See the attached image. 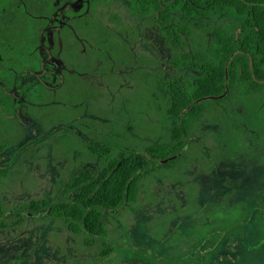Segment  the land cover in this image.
<instances>
[{
	"label": "rangeland",
	"instance_id": "374dc122",
	"mask_svg": "<svg viewBox=\"0 0 264 264\" xmlns=\"http://www.w3.org/2000/svg\"><path fill=\"white\" fill-rule=\"evenodd\" d=\"M55 1L11 0L6 8L14 11L20 2L25 14L38 16L40 32L49 24L44 16L60 6ZM155 13L141 14L131 0H98L88 11L86 19L94 26L77 31L87 46L80 58L106 39L116 47L111 51L116 63L94 76L91 103L76 100L83 88L77 83H65L61 91L46 84L55 91L43 105L51 117L37 122L36 130L18 129L40 139L0 153L5 170L0 198L8 224L27 201L55 199L73 171L99 165L80 136L63 128H80L92 146L145 148L163 141L169 118L157 76L197 75L172 56L207 46L212 28L229 25L234 16L212 13L202 26L191 23V34H183V44L174 49ZM25 26L22 14L9 36L22 38ZM137 186L133 202L103 212L106 240L113 246L107 256L99 255V241L85 246L83 233L70 232L58 219L28 213L20 225L0 228V264H264V94L238 93L229 105L212 104L195 124L183 160L167 166L157 162Z\"/></svg>",
	"mask_w": 264,
	"mask_h": 264
},
{
	"label": "trees",
	"instance_id": "16d2710c",
	"mask_svg": "<svg viewBox=\"0 0 264 264\" xmlns=\"http://www.w3.org/2000/svg\"><path fill=\"white\" fill-rule=\"evenodd\" d=\"M131 1L141 14L156 11L154 19L174 49L183 44V34H191V23L202 26L210 14L225 11H230L234 19L229 25L214 26L213 41L207 46L172 56L181 68L198 73L193 78L157 76L156 83L165 94L164 113L169 118L162 127L163 141L145 148L124 144L86 146L98 156L97 168L73 171L55 199L27 201L13 214L10 224L4 220L0 198V228L20 225L28 213L52 217L70 232L83 233L85 246L99 241V255L107 256L113 246L106 240L103 212L133 202L141 177L154 171L157 162L167 166L171 161L183 160L195 124L212 104L229 105L238 93L264 94V0ZM2 139L0 135V153L14 145ZM4 172L0 169V174Z\"/></svg>",
	"mask_w": 264,
	"mask_h": 264
},
{
	"label": "flooded vegetation",
	"instance_id": "af4514ba",
	"mask_svg": "<svg viewBox=\"0 0 264 264\" xmlns=\"http://www.w3.org/2000/svg\"><path fill=\"white\" fill-rule=\"evenodd\" d=\"M9 1L0 0V128L5 132V135H0L4 142L31 144L40 138L37 135L24 136L18 129L21 132L25 128L36 130L37 122L44 116L51 117L43 105L47 104L53 92L62 90L63 87H60L63 84L74 82L81 85L83 88L76 92V100L83 102L88 98L89 103L94 102L93 85L90 86V83H93L94 76H101L105 69L112 70L117 57L116 54L112 56L111 51L116 47L102 39L94 43L93 50L85 58H80L87 46L76 36L77 31L94 24L86 16L98 0H64L61 4L60 0H56L55 5L60 6L55 8L50 17L44 16V21L49 24L43 26L40 32L35 25L38 16L31 12L25 14L20 2L14 11L7 10ZM22 14L26 17L24 36H9ZM80 46L82 52H78ZM21 76H29V79L23 80ZM46 84L55 86V91ZM33 90L36 91V97H32ZM90 90L92 94H89ZM84 105L81 106L84 108ZM78 129L70 125L63 131L68 135L80 136L78 139L83 140L88 148L92 146L89 137Z\"/></svg>",
	"mask_w": 264,
	"mask_h": 264
},
{
	"label": "water",
	"instance_id": "95a60500",
	"mask_svg": "<svg viewBox=\"0 0 264 264\" xmlns=\"http://www.w3.org/2000/svg\"><path fill=\"white\" fill-rule=\"evenodd\" d=\"M223 95H224V94H223ZM223 95H222V96H223ZM169 159H171V158H169ZM166 160H167V159H165V160H161L160 162H165Z\"/></svg>",
	"mask_w": 264,
	"mask_h": 264
}]
</instances>
